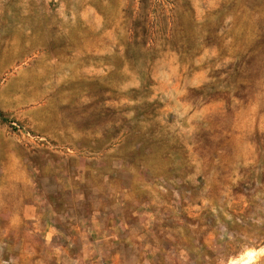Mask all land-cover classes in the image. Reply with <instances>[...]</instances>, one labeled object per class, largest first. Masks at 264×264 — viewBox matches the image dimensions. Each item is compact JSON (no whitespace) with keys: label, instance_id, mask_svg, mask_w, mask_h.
Instances as JSON below:
<instances>
[{"label":"rangeland","instance_id":"obj_1","mask_svg":"<svg viewBox=\"0 0 264 264\" xmlns=\"http://www.w3.org/2000/svg\"><path fill=\"white\" fill-rule=\"evenodd\" d=\"M0 113V264H264V0H0Z\"/></svg>","mask_w":264,"mask_h":264},{"label":"crops","instance_id":"obj_2","mask_svg":"<svg viewBox=\"0 0 264 264\" xmlns=\"http://www.w3.org/2000/svg\"><path fill=\"white\" fill-rule=\"evenodd\" d=\"M33 209H36V207H34L33 206ZM30 210L31 209H29V208H25V211H26V213H27V211H29L30 212ZM31 216H25L24 218L25 219H27V220H25L26 222L27 221H31V220H29V219H31V218H33V217H31ZM37 218H35L34 220H36ZM31 222H33V221H31ZM32 224H36V222H33ZM47 224V223H46ZM88 224L89 225H87V227H88V234H89V237L88 236H85L86 237V239H87V244L90 246L89 248V250L92 252V251H94L95 250V248H96V245H99L100 243H103V242H105L107 239H108V237L107 238H102V237H100L99 239H98V237L97 236H91V235H98L99 236V234H100V232L101 231H103V228L105 227V225H103L104 223H100L96 218L95 219H92V220H90L89 222H88ZM46 227H48V228H45V230H44V232L41 234V238H42V241L44 242V243H47V244H49L51 241H52V239L55 237V236H58V235H56V233H52V231H51V229H55L53 226H51V225H49V226H46ZM56 227V231L57 232H60L61 230H60V228H59V226L57 227V226H55ZM105 229V228H104ZM31 233V232H30ZM95 252V251H94ZM32 259H36V258H34V257H32Z\"/></svg>","mask_w":264,"mask_h":264},{"label":"trees","instance_id":"obj_3","mask_svg":"<svg viewBox=\"0 0 264 264\" xmlns=\"http://www.w3.org/2000/svg\"><path fill=\"white\" fill-rule=\"evenodd\" d=\"M2 117V114L0 113V118Z\"/></svg>","mask_w":264,"mask_h":264}]
</instances>
